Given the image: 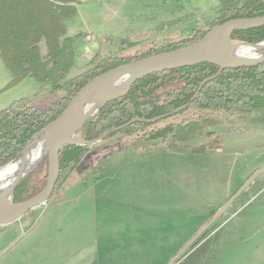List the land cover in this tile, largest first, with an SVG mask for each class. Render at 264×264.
Wrapping results in <instances>:
<instances>
[{
  "label": "rangeland",
  "instance_id": "obj_1",
  "mask_svg": "<svg viewBox=\"0 0 264 264\" xmlns=\"http://www.w3.org/2000/svg\"><path fill=\"white\" fill-rule=\"evenodd\" d=\"M218 7L219 0H83L66 25L68 36L78 35L66 80L93 68L94 57L97 64L122 62L206 31V22L196 23L208 20ZM217 17L218 11L209 22ZM9 81L0 59V110L22 98L45 109L69 94L29 78L6 87ZM247 114L223 115L224 123L214 128L221 145L211 152H192L202 142L198 138L169 149L131 143L99 161L93 155L100 148L92 149L87 173L75 172L67 185L64 180L48 203L29 212L26 223L0 227V264H170L249 175L264 166V123L255 121L264 120V109ZM261 200L264 173L215 222L208 234L214 235L208 264L222 260L216 252L230 229L225 220Z\"/></svg>",
  "mask_w": 264,
  "mask_h": 264
},
{
  "label": "trees",
  "instance_id": "obj_2",
  "mask_svg": "<svg viewBox=\"0 0 264 264\" xmlns=\"http://www.w3.org/2000/svg\"><path fill=\"white\" fill-rule=\"evenodd\" d=\"M82 1L0 0V59L10 74L6 87L29 78L39 83H51L52 91L66 88L69 93L61 103L45 109H39L22 98L0 110V168L15 158L30 137L53 121L70 99L98 75L122 64L192 45L209 29L227 20L264 16V0H219L218 17L207 24L206 31L189 35L185 40L160 50L142 51L122 62L97 64V57H94L93 68L66 80L65 76L74 67V42L78 37L68 36L66 25ZM231 40L259 43L264 40V25L234 31ZM218 70L215 64L201 63L151 74L136 81L125 96L107 103L83 124L78 133L80 138L92 141L132 119L143 122H134L112 132L93 146L63 147L59 152V175L49 200L56 195L64 180L67 185L74 182L71 176L75 172L84 174L90 170L86 160L92 149L100 148L93 150L96 161L110 151L137 142L169 149L198 138L202 142L192 147L193 153L219 149L221 136L214 128L224 123L223 115L244 117L250 111L264 109V64L228 69L215 76ZM197 90V96L190 102ZM189 102V106L177 114L148 122ZM255 121L264 123L258 118ZM47 169L45 157L38 168L16 186L12 202H22L39 193L45 187ZM64 195L65 190L61 196ZM215 226L216 223L205 230L177 259V264H208L212 254L208 244L214 236L208 234Z\"/></svg>",
  "mask_w": 264,
  "mask_h": 264
},
{
  "label": "water",
  "instance_id": "obj_3",
  "mask_svg": "<svg viewBox=\"0 0 264 264\" xmlns=\"http://www.w3.org/2000/svg\"><path fill=\"white\" fill-rule=\"evenodd\" d=\"M263 25L264 16L230 19L209 29L200 40L192 45L119 65L86 83L53 121L31 136L18 155L0 168V172L6 173L4 185L0 187V227L19 221L28 212L47 203L59 175V152L63 147L93 146L112 132L121 130L134 122H143L141 119H132L92 141L80 138L78 133L83 124L95 116L107 103L125 96L136 81L155 73L201 63H212L219 67L215 75L217 76L228 69L262 65L264 64V40L256 44L233 43L231 36L234 31L253 29ZM242 47H248L250 50L243 54L240 51ZM198 92L199 90L190 102L194 100ZM190 102L171 113L148 120V122H157L170 114H177L187 108ZM45 157L48 160L45 187L35 196L13 203L12 197L16 186L30 175ZM263 173L264 166L254 171L170 264H174L205 230L217 222L233 202Z\"/></svg>",
  "mask_w": 264,
  "mask_h": 264
},
{
  "label": "crops",
  "instance_id": "obj_4",
  "mask_svg": "<svg viewBox=\"0 0 264 264\" xmlns=\"http://www.w3.org/2000/svg\"><path fill=\"white\" fill-rule=\"evenodd\" d=\"M217 11L218 8L212 12L213 16L208 20L200 19L196 25L206 22L202 26V29H206L207 21L213 19ZM253 204H249L244 210L234 213L225 220L224 227L230 229L224 235L226 241L223 247L216 252L222 253V260L218 262L216 260L213 264H264V200L259 201L255 206ZM29 214H25L15 224L26 223L25 218L31 216Z\"/></svg>",
  "mask_w": 264,
  "mask_h": 264
},
{
  "label": "bare ground",
  "instance_id": "obj_5",
  "mask_svg": "<svg viewBox=\"0 0 264 264\" xmlns=\"http://www.w3.org/2000/svg\"><path fill=\"white\" fill-rule=\"evenodd\" d=\"M249 50H250V48H248V47H242L240 51L243 54H245ZM5 180H6V173L0 172V187H2L4 185Z\"/></svg>",
  "mask_w": 264,
  "mask_h": 264
}]
</instances>
